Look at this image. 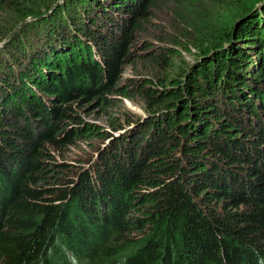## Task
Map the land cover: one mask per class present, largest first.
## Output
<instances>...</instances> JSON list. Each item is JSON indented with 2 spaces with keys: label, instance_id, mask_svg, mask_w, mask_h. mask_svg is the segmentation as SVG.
<instances>
[{
  "label": "trees",
  "instance_id": "trees-1",
  "mask_svg": "<svg viewBox=\"0 0 264 264\" xmlns=\"http://www.w3.org/2000/svg\"><path fill=\"white\" fill-rule=\"evenodd\" d=\"M0 264H264V0H0Z\"/></svg>",
  "mask_w": 264,
  "mask_h": 264
},
{
  "label": "rangeland",
  "instance_id": "rangeland-1",
  "mask_svg": "<svg viewBox=\"0 0 264 264\" xmlns=\"http://www.w3.org/2000/svg\"><path fill=\"white\" fill-rule=\"evenodd\" d=\"M171 3H168L166 7H164V9L162 10L163 12L158 13L157 17H156V23L158 25V27L162 26L163 30L167 29V26L169 27V22H168V12L171 9ZM212 8V7H211ZM166 14V15H165ZM152 31V34H157V31ZM151 43L153 42V45H159V42H157V39L154 37H149ZM182 57L184 58V60L191 64L194 62V53H185V52H181ZM132 68H134L133 73L134 72H142L144 70V67L138 63L132 65ZM132 72L130 71H126L123 76L128 77L129 75H131ZM121 108L123 109V112H125L126 114H130V115H134V116H141L144 114V107L143 104L140 100L139 97L135 98L133 101H128V100H123L121 102ZM94 113L95 111H92L89 113V116H86L85 118L87 120H94ZM98 123L101 125H105L106 124V120L105 119H99ZM94 142V141H91ZM89 151V150H88ZM82 154V153H80ZM83 157H86L85 155Z\"/></svg>",
  "mask_w": 264,
  "mask_h": 264
}]
</instances>
